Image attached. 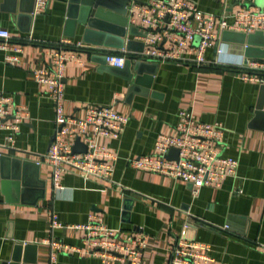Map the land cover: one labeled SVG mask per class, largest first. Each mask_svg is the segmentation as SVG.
<instances>
[{"label": "crops", "instance_id": "0c3cea01", "mask_svg": "<svg viewBox=\"0 0 264 264\" xmlns=\"http://www.w3.org/2000/svg\"><path fill=\"white\" fill-rule=\"evenodd\" d=\"M188 1L216 15L241 9L229 0ZM121 4L113 1L111 6ZM36 5L37 0H0V30L12 36L6 49L0 40V94L12 97L28 114L18 132L9 128L13 119H0V264H13L20 250L19 264H103L100 257L87 254L84 234L73 228L92 218L123 234L146 235L141 264H171L179 241L208 247L203 252L212 261L198 259L196 264H264L262 85L244 80L234 66L214 65L215 48L207 51L209 64L203 66L140 59L146 45L138 22L128 23L125 47L118 49L124 27L115 13H105L104 32L89 37L79 23L83 0H47L38 14ZM254 6L264 8V0H256ZM225 32L232 31L219 34L218 44L227 52L222 59L245 63L247 44L236 35L225 41ZM61 40L125 51L134 62H147L144 72L135 73L132 80L102 65L100 54L87 52L65 70L67 115L83 119L88 107L113 106L129 118L119 139H99L118 156L112 182L86 180L67 171L56 190L45 164L27 166L20 181L13 178L19 167L16 160L36 162L53 142L54 102L34 73L52 67L51 53ZM251 47L252 55L264 52V38H253ZM11 57L18 60L10 62ZM248 61L262 60L249 57ZM184 110L201 122L221 124L226 129L222 154L240 163L237 177L227 178L218 189L203 187L196 196L191 184L136 170L128 163L154 154L159 137L175 133ZM81 144L85 146L82 140ZM53 212L62 228L52 229ZM53 238L79 251H61L52 263L49 241Z\"/></svg>", "mask_w": 264, "mask_h": 264}, {"label": "built area", "instance_id": "2783aa9c", "mask_svg": "<svg viewBox=\"0 0 264 264\" xmlns=\"http://www.w3.org/2000/svg\"><path fill=\"white\" fill-rule=\"evenodd\" d=\"M229 1L240 4L241 9L236 13L225 11L216 15L202 11L188 0H151L145 4L131 0L128 19L130 23L140 24L146 45L140 59L190 61L203 66L209 64L207 51L215 48L214 65L234 66L240 70L244 80L264 85V60L248 63L223 60L227 52L218 44L219 34L224 31L264 34V8L255 7L256 0ZM46 5L47 0H37L35 13H40ZM0 40L1 47L6 49L12 36L7 30H0ZM85 52L104 55L107 64L115 68H123L128 59L125 51L116 52L61 40L51 53L52 67L34 73L36 81L47 87L56 111L55 139L48 152L38 156L36 163L45 164L51 169L56 190H60L62 177L67 171L77 172L86 180L98 178L112 182L118 156L101 145L99 139H119L129 123V118L113 106L88 107L83 119L65 113V70L70 62L80 60ZM17 60V57L10 58V62ZM9 118L13 119L10 130L18 132L28 119V114L16 105L12 97L1 93L0 119ZM225 136L226 129L221 124L201 122L184 110L179 114L175 133L160 136L154 154L131 158L128 163L136 170L191 184L196 196L203 187L221 188L227 178L238 175L239 160L222 154ZM78 139L87 147L86 152H74ZM171 149L179 150L178 160L167 158ZM51 224L53 230L63 227L54 212ZM73 228L84 234L87 254L100 257L103 264H141L148 246L146 235L123 234L96 218ZM49 245L52 263L61 251H79L54 238ZM207 249L200 243L179 241L173 250L171 264H196L198 259L211 262L212 259L203 252Z\"/></svg>", "mask_w": 264, "mask_h": 264}, {"label": "water", "instance_id": "95a60500", "mask_svg": "<svg viewBox=\"0 0 264 264\" xmlns=\"http://www.w3.org/2000/svg\"><path fill=\"white\" fill-rule=\"evenodd\" d=\"M113 1H117L119 2V0H83V6L81 8V18L79 19V23L81 25H83L86 29L85 32L89 33V37L92 35H100L101 33L104 32V29L101 25L102 19L104 18V14L105 13H115L116 15H118L121 19H122V24H123V30L120 33L121 36V44L119 46L118 49H123L125 47V40L124 37L126 35L127 32V27H128V23H129V19H128V6L130 3V0H120L121 7L120 8H112L111 3ZM239 36L242 37V42L247 44L246 45V53H245V57H246V62L248 63V58L252 57L254 59H261L264 60V52H262V50H259L260 52L257 53L256 55H252V51L254 48L251 47L252 43H253V38L257 37V36H261L264 38V34L261 32H256L254 34H239V33H233V32H225L224 33V40L225 41H229L231 38L230 36ZM232 40V39H231ZM89 42H92L91 40H89ZM97 43V42H96ZM92 45H101L100 42L98 44H92ZM105 47H108L105 45ZM130 51V48L128 46L127 48ZM96 55V54H95ZM97 59L100 60V63L104 66H107L109 69L114 70L116 72H120V74H125V78L128 80H132L133 77L135 76V73H142L144 72V66L147 64V62L145 61H141V60H137L136 62H134L132 59H127L124 67L123 68H115L112 66H109L106 62V57L104 55H97ZM263 89H264V85H262ZM55 136L53 138L52 141H54ZM83 144H81V140L78 139L74 145V152H80L82 151H87V147L84 146L82 147ZM83 148V149H82ZM178 154H179V150L178 149H171L170 152L167 155L168 159H175L178 160ZM18 162V170H17V174L14 175L13 178H15V180L20 181V175L22 170L25 171V168H27V166H35L36 168H40V165L37 164L36 162H30V161H22V160H16ZM21 164V167H20ZM20 183V182H19ZM21 250L19 251V254H16L14 259H13V264H19L21 261V256H20Z\"/></svg>", "mask_w": 264, "mask_h": 264}]
</instances>
